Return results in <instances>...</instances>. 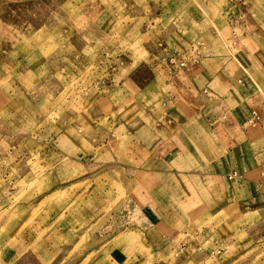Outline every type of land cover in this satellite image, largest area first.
<instances>
[{
  "label": "crops",
  "instance_id": "obj_1",
  "mask_svg": "<svg viewBox=\"0 0 264 264\" xmlns=\"http://www.w3.org/2000/svg\"><path fill=\"white\" fill-rule=\"evenodd\" d=\"M149 2L141 4V8L133 5L135 12L129 15L139 21L129 25L124 36L134 44L139 37L146 35L150 31L148 27H153L147 24L150 12L155 10L158 13L156 19L161 24L162 43H158L159 39L145 43L147 61L138 65L129 61L123 69L109 74L110 79L98 91V96L88 100L83 98L81 103L88 105L85 114L87 121H92L91 125L71 122L63 130L65 134L60 132L55 141L57 148L51 147L56 150L54 155L59 157L60 168L66 174H73L87 163L96 164L99 169L111 165L109 167L128 173L129 203L134 210L139 207L141 213H145L140 223L133 221L134 228L142 230L143 243L149 253L158 255L172 243L173 233H191L185 217L179 224L171 222L175 218L170 215L171 197L181 196L177 203L192 222L214 217L223 211L226 214L223 221L229 224L247 212H250L248 216H254L252 213L256 211L259 214L264 212V0H224L223 7L228 9L229 21L227 29L220 35L211 25L215 20L210 11L218 7V0L209 3L195 0L193 11L189 3L179 0L175 2L178 6L171 5L173 9L162 5V11ZM104 12H96L94 23L88 24L93 30L89 45L82 32L81 38L85 41L80 46L69 43L70 49L59 53L78 74L84 73L85 67L83 64L74 66L73 59L77 54H81L79 56L85 61L86 55L98 56L108 42L111 47L116 44V37L109 35L111 21ZM178 16L181 18L176 26L173 22ZM68 18L73 26L81 23L77 16ZM162 23L166 26L162 27ZM204 25L207 26L200 36L208 42L209 54L197 53L182 71L171 73L167 57L182 54L179 51L183 50L179 48L187 40L189 30L197 29L198 32ZM46 30L49 29L40 30V33L48 35ZM214 40L223 41V44L218 45ZM33 50L28 59L37 54V48ZM158 57L164 61L162 67L156 64ZM43 61L45 59L41 60V66ZM42 77L34 75L35 88ZM202 89L211 96L201 94ZM143 108L147 109L144 123L137 115ZM110 111L115 115H131V118L136 115V120L125 126V136L131 135V138L121 153L117 152L121 147L118 138L115 137V143L111 145L110 137L122 121L119 119L112 129L98 122ZM252 112L257 118L251 122ZM155 123L157 128L153 127ZM0 138V179L41 177L25 162L21 163L25 155H21V139L9 142V126L4 123L0 124ZM32 143L36 147V142ZM89 172L90 169L84 174ZM137 173L145 178V187L139 185ZM233 173L236 176L229 179ZM14 194L19 197L21 191L10 185L0 189V230L8 237L0 240V243L8 244L0 251V264H12L21 258V249L24 248L21 245L26 243L21 240L19 231L21 198L11 199ZM11 213L15 218L9 221L7 217ZM209 231L205 229L200 235L194 232L197 245L211 238ZM188 243L181 241L179 244H186L187 248ZM216 243V240L212 241L213 245Z\"/></svg>",
  "mask_w": 264,
  "mask_h": 264
},
{
  "label": "rangeland",
  "instance_id": "obj_2",
  "mask_svg": "<svg viewBox=\"0 0 264 264\" xmlns=\"http://www.w3.org/2000/svg\"><path fill=\"white\" fill-rule=\"evenodd\" d=\"M179 1L189 3L192 8L195 0ZM201 1L209 3L210 0ZM147 2L0 0V124L9 126V142L21 139V155L25 154L21 163L25 162L33 173L41 175L31 180L0 179V189L10 185L21 191L19 231L21 240L26 243L21 245V248L24 247L21 249V258L12 264H264V212H253L254 216H248L250 212H247L229 224L223 221L226 220L223 211L214 217L208 216L192 222L177 203L181 196L171 197L170 215L175 217L171 222L179 224L185 217L191 233H173L171 238L174 240L163 252L150 254L143 243L142 230L134 228L133 221L140 223L145 213H141L139 207L134 210L129 203L128 173L109 167L111 165L99 169L96 164L87 163L84 164L86 167L80 166L77 171L75 169L73 174H66L60 168L59 157L54 155L56 150L51 146L57 148L55 141L60 132L65 134L63 130L67 125L71 122H80L85 126L92 123L91 120L87 121L85 114L88 105L82 104L81 100L98 96V91L110 79L109 74L123 69L129 61H133L134 65L147 61L145 43L155 39L162 43L161 24L156 19L158 13L155 10L150 12L147 24L153 27H148L150 31L146 35L139 37L134 44L125 39L129 25L139 21L129 15L135 12L133 5L141 8L140 5ZM175 2L178 0H150L149 3L162 11V5L178 6ZM223 5L224 0H218V7L210 10L215 20L210 24L218 35L228 27V9H224ZM101 10L105 11L103 14L111 21L108 32L110 37H116V44L111 47L108 42L98 56L86 55L85 61L79 56L81 54H77L73 59L74 66L83 64L85 67V72L78 74L59 53L67 52L70 49L69 43L71 46H80L85 41L81 38L82 32L89 45L93 30L88 28V24L94 23V14ZM68 16H77L81 23L78 22V26L71 25ZM179 18L174 20V25L178 26ZM152 19H156L155 22L150 21ZM164 26L166 23H162ZM206 26L199 27L198 32L197 29L189 30L187 40L179 48L183 51L176 47V51L183 52L180 55L187 61L196 58L197 53L204 56L209 54L208 42L200 36ZM43 29H49L46 30L48 35L40 33ZM73 35L76 37L73 38ZM214 41L218 45L223 44V41ZM34 47L37 48V54L28 59V55L35 51ZM43 59L45 61L41 66ZM156 60L159 66L164 63L159 57ZM34 75H43L36 88ZM203 89L201 94L211 96L208 91L203 93ZM170 102H173L172 99ZM146 110L143 108L137 113L142 123L146 120ZM75 115L80 116L77 118ZM119 119L122 123L113 130L110 143L113 145L117 137L118 145H121L117 152L121 153L131 138V135L125 136V126L131 120H136V115L131 118V115H115L110 111L98 122L112 129L120 122ZM153 127L157 128V124ZM142 138L145 140L144 135ZM33 141L36 147L32 146ZM88 169L90 172L84 174ZM137 178L139 185L144 184L145 187V178L140 173H137ZM19 197L14 194L11 199L17 200ZM7 218L12 221L15 216L11 213ZM258 221H261L260 224ZM205 229L211 230L208 233L212 236L197 245L194 232L200 235ZM5 238H8L7 233L0 230V240ZM215 240L217 243L213 245L212 241ZM181 241L186 244L189 242V246L185 248L186 244H179ZM2 244L3 241L0 243V251L8 247V244Z\"/></svg>",
  "mask_w": 264,
  "mask_h": 264
},
{
  "label": "built area",
  "instance_id": "obj_3",
  "mask_svg": "<svg viewBox=\"0 0 264 264\" xmlns=\"http://www.w3.org/2000/svg\"><path fill=\"white\" fill-rule=\"evenodd\" d=\"M166 63L169 66L170 72L173 73V72H176L178 70L184 69L187 66L188 61H187V59L184 56L172 55V56H168L167 57ZM256 118H257L256 113L252 112V118H251L250 121L252 122ZM235 176H236V174H232V175H229L228 178L229 179H234Z\"/></svg>",
  "mask_w": 264,
  "mask_h": 264
}]
</instances>
